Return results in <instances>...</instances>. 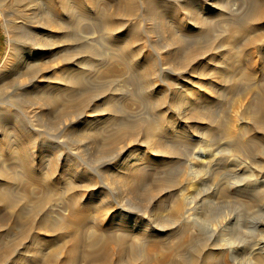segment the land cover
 <instances>
[{
  "label": "bare ground",
  "instance_id": "obj_1",
  "mask_svg": "<svg viewBox=\"0 0 264 264\" xmlns=\"http://www.w3.org/2000/svg\"><path fill=\"white\" fill-rule=\"evenodd\" d=\"M224 1L0 0L6 31L0 57V264H219L216 253L224 246L211 239L197 241L189 257L171 256L159 246L173 238L178 246L196 241L190 220L196 209L207 207L206 195L188 194L186 178L192 167L198 177L203 167L216 170L219 158L216 163L211 154L206 160L199 148L194 157L198 164L182 161L176 172L158 177H151L148 168L171 167L179 140L189 147L203 140L197 132L204 122L210 130L224 131L210 111H199V103L214 106V93L209 95L203 86L214 88L235 74L222 70L218 77L214 68L215 74H206L204 65L215 57L200 43L216 51L223 43L246 52L264 49V0H242L236 13L232 9L237 7ZM212 14L217 15L214 20ZM222 22L230 27L212 42L213 30ZM88 26L95 33L81 35ZM192 33L203 42H185L183 35ZM260 55L264 64V50ZM234 56L224 54L226 61L242 63ZM263 66L241 78L264 94ZM102 68L108 73L101 76ZM125 75L140 82V94L152 103L156 120L122 116L115 101L119 88L104 83ZM255 99L245 111L250 129L239 139L227 129L226 144L241 151L248 139L253 144L248 153L255 160L262 157L264 172V96L256 94ZM48 131L70 140L71 161L54 142H44ZM206 138L202 144L207 145ZM241 180L251 204L263 209L260 188L248 176ZM237 186L230 190L217 183L215 191L227 196L237 193ZM56 198L63 201L54 212L50 205ZM207 209L212 213L211 206ZM166 214L171 224L164 223ZM238 221L235 215L226 219L233 231ZM18 223L14 235L12 226ZM56 235L61 241L44 249L46 237ZM256 246L259 262L264 259V236Z\"/></svg>",
  "mask_w": 264,
  "mask_h": 264
},
{
  "label": "rangeland",
  "instance_id": "obj_2",
  "mask_svg": "<svg viewBox=\"0 0 264 264\" xmlns=\"http://www.w3.org/2000/svg\"><path fill=\"white\" fill-rule=\"evenodd\" d=\"M224 2L227 3L228 6L231 5L233 7H237L236 9H232V12L234 11L235 13L238 12V10H239L238 3L242 4V0H225ZM230 10H231V8H230ZM213 15L214 14H212L210 16V18L212 20H214L217 17L216 14L214 16ZM225 23L227 24V22H222L219 27L218 26L215 27V29L213 30L212 36H211L212 42H214V40L217 39V37L220 38L222 35L221 32L222 33L225 32V29H228V27H230L228 24L226 25ZM84 26H86V23H84ZM226 26H228V27H226ZM83 29H84V31H82ZM90 29L91 28L89 26L86 28L82 27V29L80 30V34L82 33L81 35L90 36L93 33H95L92 29L91 30ZM182 38L184 39L185 42H190V43H196L197 44V42L198 43L203 42L202 40L198 39L197 34H193V33L190 36L189 35H183ZM5 40H6V31H5V27H4L2 17H0V57H1V54L3 53V51L5 49ZM200 44L204 46L203 50H205L206 53H208V54L210 53L211 56H213L212 58L215 57L213 60H211L209 62L210 63L209 65L204 63L205 64L204 68L205 69H206V67L208 68L205 70L206 74H209V73L215 74L214 72H212L213 68H214L213 71L218 70L217 71L218 77L221 75V74L219 75V73H221L222 70L225 71V73L231 72V73L235 74L231 78H227V77H226V79L223 78V81L221 80L220 83H218V85H216L217 87L219 86L218 88L216 86H214V88L209 87L208 85L203 86L204 91H209L208 88L210 89V91L208 93L209 95L214 93L213 95L215 96L214 97L215 99L211 98L212 104H214V106L212 105V107H211L210 103H207L205 99H204L205 102L202 103V101H200V103H199V108H200L199 111H204V112L206 111L208 113L210 111V114L212 116H216L215 119L217 122L225 125L224 131L222 133L221 130H223V129L218 130L215 128L210 130V128L207 127L208 123L204 122L205 125L203 124V126H202L203 128L201 127V129L198 130V132H197L198 135L196 134L198 136L197 137L198 139L201 137L200 139H203V140H200V142L195 140V142L193 143V145L191 147L185 145L183 140L182 141L179 140V142L175 145L178 152H179V154L177 155L178 159L173 158L174 162H172L171 167L168 166L165 168V166H164L162 168H157V169H154V168L149 169L148 168V170L150 173L152 172L151 174H153V175H151V177H154V176L158 177L159 175L160 176L168 175L167 174L168 170L169 171L172 170V172H176L178 170V168L181 167L182 161L183 162H186V161L187 162H193L195 164H198L200 159L198 161L194 157H197L196 152L199 150V148L204 150V152L206 154V157H205L206 160L212 159L211 154L215 155L214 161H216V163L218 162L217 160L219 158V160H220L218 162L219 167L216 170L213 168L212 169L213 171L212 170L209 171L208 169L203 167V170H201V173H200V177L203 175L204 178H202L201 181H199L200 177H198V175L194 176L195 174H194V171L192 170L194 168L192 167L190 170L192 173L189 176H187V178H186L189 181V183L187 184V188H188L187 193L188 194H192V196H195L197 194H199V195L205 194L206 195L204 198L206 199L207 207H205V209L203 211L196 209L194 211V215L191 217V220H190V226H191V231H192L191 235H193L195 237L196 241H192L193 239L187 240L185 242L186 245L178 246L177 242H176V238H173V239H170L167 243L160 244L159 246L161 247V249H163V251L165 250L169 254H171V256L183 255V256L189 257L192 254L191 249L196 245L197 241H199L202 244V243H207V241L209 239H211V241L214 244L216 243V245L224 246V250L217 251V253H216V254H219L217 256V261L219 262V264H242V263L243 264H264L263 263L264 259H261L259 262L256 260V256H260V255H257V254H259V253H257L258 250H254V249H258V248H256L257 247L256 245L260 239H263V236H264V232H263L264 231L263 230L264 225L262 226L260 224V222L264 219V208L259 209V207H258L259 204L257 205V203H253V205L251 204L250 199H249V197H251V196H249V194H245V192L243 190L244 185H242V183H241V181H242L241 179L243 178V176H248L249 181L252 184L257 185V187L260 188L258 197L261 199V201H264L263 200L264 199V172L262 171L263 169L261 167L262 166V163H261L262 157H260L261 159L257 158V160H255L256 157L254 158L253 155H250L248 153L249 148L253 147V146H251L253 144L251 142H249L248 139H246V142L244 143V146L247 150L244 149V150L238 151L237 148L234 147L233 149H231V146L227 145L228 143L226 144V142L229 141V139L226 138L227 129H231L234 131V134H235L234 138H238V137L242 136L244 132H246L250 129V126L247 125V122H246L248 119V116H247V114H245V111L249 105L254 104V102L256 101V99H255L256 94L257 95L261 94L264 96V94L261 93L257 84H254V83L252 84V82H247L241 78L242 73H245L248 70L251 72H254V71L256 72L262 68V66L264 64H261L262 58H261L260 54L262 53V50H264V49L261 50V49H256L253 47L250 49L249 52H246V49L243 50L242 46H239L238 49H235L234 47L229 48V46H227V43H223V46L220 49H218V51L220 52V54L218 55V54H216V53H218V51H216L214 49L211 50L212 47H208V46L206 47L205 43H200ZM225 47L227 48V50L225 49ZM222 48H224V50ZM252 51L253 52L255 51L254 53H256L258 56L256 54H254ZM221 52H223V54ZM226 53H231V55L234 54L235 59L240 58L239 62L242 61V63L237 64V62H234L232 60L226 61L224 58V54H226ZM242 54H243V56H242ZM211 56H210V58H211ZM217 57H219V58H217ZM220 57L222 58L223 61L221 60ZM251 60L253 63L251 62ZM217 65H218V67H217V69H215ZM219 65H221L223 67V69ZM247 65L251 66V67L246 68ZM254 68H256V70ZM102 70H104V71L101 72V69H100V74L101 73L103 74V72L108 71L106 68H104V69L102 68ZM106 73H108V72H106ZM102 74H101V76H102ZM135 78H136L135 76L125 75L122 78L119 77V79L121 81L119 79L118 80H107L104 84L109 85V84L115 83L117 88H119L118 93H117L118 96L115 97V101H116V106L118 107V109L121 110L122 116H126L127 118H129V117H140V118L148 117L149 121H154V120H156L157 113L152 108V106H153L152 103H150L149 100L148 101L144 100V96L140 94L143 92V90L141 89L140 82L137 84L135 83L136 82ZM166 80L168 83H172L170 77H168ZM91 82L92 81L90 79V84H91ZM220 84L223 86L221 87ZM121 86H123L124 88ZM164 88L167 89V87H164ZM200 89H202V88H200ZM242 91H243V94H242ZM245 91H247V92H245ZM243 102H244V104H243ZM117 103H119V104H117ZM208 105H210V108H206V107H208ZM127 107L129 109V111H128V109L126 110ZM170 116H171V111L167 113V117H168L167 119H170ZM229 120L232 123L229 122ZM190 125H193V124H190ZM205 127H207V128H205ZM214 130H216V131H214ZM47 133L48 134H45L42 136L44 142H45V139L54 142L57 145V149L59 148L58 150H60L61 153L68 155L67 160L71 161V157H73L74 154L71 153L72 152V150H71L72 144L70 143V140H68V139L66 140L65 137L62 138L61 132H59V131L58 132L48 131ZM206 134H207V138H206V141H207L206 144L207 145L202 144L203 143L202 141H205L204 135H206ZM246 134H247L246 137L248 138L249 134L248 133H246ZM214 138H215V140H214ZM211 139H212V141H210ZM61 140H64V141L62 142ZM238 141H240V140H237V142ZM65 144H68V146ZM223 144H226V145H223ZM62 146H64V147H62ZM63 148L64 149L66 148L65 151ZM67 148H68V150H67ZM186 148H189L190 151H187ZM47 151L49 153H51L53 150L47 149ZM211 152H213V153L215 152V153L213 154ZM207 155H208V157H207ZM216 157H218V158H216ZM255 161H258V162L255 163ZM238 164H241L240 166L242 169L240 171H238L239 174L237 176L236 175L237 173L235 172V168H237L236 166ZM203 165L205 166V163H203ZM247 167H250V169H248ZM183 168H184V175H186V171H188V168L186 167V165ZM87 169L90 172H92V170L90 168H87ZM181 170H182V168H181ZM262 172H263V174H262ZM93 173L94 172H92V174ZM191 177L193 178L192 181H191ZM95 178L97 181H99V177H97V174H95ZM217 183H221V185L223 187L230 188V190H233L238 185L237 189L239 191L238 192L236 191L237 193H234V192L231 193L232 192L231 191L230 192L231 194H228L227 196H223L220 193H218L217 191H215ZM238 183L241 186H239ZM14 188H18V187L15 186ZM252 197H254V196H252ZM61 201H63V199L56 198L51 203L50 206L51 207L53 206L52 209H54V212L58 211L59 207H61V205H60ZM209 206H211L213 208L212 213H210V210L207 209ZM0 211H1V209H0ZM66 213H68V212L66 211ZM0 215H2V212ZM167 215L168 214L165 215L164 223L165 224H171L172 221L166 217ZM230 215H235L238 217L239 221L237 222V224L235 226V227H237V230L233 231L232 225H231L232 223L230 224V227H229V222H226V219L229 218ZM256 225L258 226V228ZM19 227H20L19 223L14 224L12 226L11 231L14 235L18 234ZM221 230H222V232H224L223 235H221L222 234L220 232ZM250 232H252V234H250ZM243 233H244V235H243ZM239 236H240V238H239ZM60 238L62 239L61 236H60ZM46 239H48V243H46L45 247H43L44 249H47V248L49 249L50 248L49 245L51 243L53 244L54 241L57 243L59 241H61V240H59V236H57V235L54 237H46ZM250 243H252V244H250ZM240 245H242V246H240ZM250 245H252V246H250ZM147 247H149V246H147ZM250 250H254V251H250ZM32 264H37V263L34 262ZM80 264H85V262H81Z\"/></svg>",
  "mask_w": 264,
  "mask_h": 264
}]
</instances>
